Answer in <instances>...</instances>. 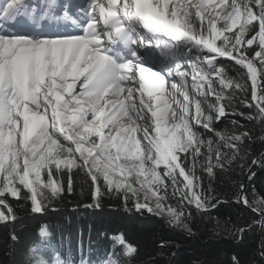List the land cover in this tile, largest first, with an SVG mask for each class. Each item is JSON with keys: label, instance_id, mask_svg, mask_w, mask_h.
I'll list each match as a JSON object with an SVG mask.
<instances>
[{"label": "snow or ice", "instance_id": "snow-or-ice-1", "mask_svg": "<svg viewBox=\"0 0 264 264\" xmlns=\"http://www.w3.org/2000/svg\"><path fill=\"white\" fill-rule=\"evenodd\" d=\"M181 47L202 55L181 56ZM218 57L239 66V80ZM238 92L250 112L233 106ZM226 108L258 122L255 138L264 144V0H3L0 222L17 220L9 197L41 213L65 191L62 177L72 192L75 169L92 189L94 203L86 207L115 195L127 211L167 215L191 233L184 208L220 203L202 190L197 162L210 179L236 161L243 173L254 139L249 130L214 128ZM201 129L216 137L215 148ZM250 164L264 168V155ZM240 188L237 202L257 214L235 230L242 240L257 224L264 232V199L250 202ZM177 196L176 205L166 203ZM39 236H49L46 226ZM113 239L124 259L109 256L104 264H134L138 247L124 233ZM8 240L11 264H67L52 245L22 243L15 231ZM81 264H91L82 245ZM232 264L241 261L233 256Z\"/></svg>", "mask_w": 264, "mask_h": 264}, {"label": "trees", "instance_id": "trees-1", "mask_svg": "<svg viewBox=\"0 0 264 264\" xmlns=\"http://www.w3.org/2000/svg\"><path fill=\"white\" fill-rule=\"evenodd\" d=\"M218 61L223 64L230 78L240 79L239 66L234 61L225 57H218ZM242 98L243 94L238 92L233 106L237 112H250V109L240 105L239 100ZM226 111L228 115L219 122L214 121L215 129L228 134L249 130L254 136L247 144V157L243 161L246 167L242 173L240 162L236 161L226 166L225 170L217 169L216 176L210 179L197 162L195 171L197 176L202 177V190L213 198L211 203H216L217 198L220 203L207 211H198L195 205L184 208L185 222L191 228V233L184 229L183 224L177 226L164 217L129 212L115 195H103L98 208L86 207L94 203L92 189L85 178L77 176L73 169V191L66 190L67 177H62L65 191L41 213L31 212L30 201L9 197L17 220L7 224L0 222V264H11L8 237L13 231L22 243L40 241L58 248L61 259L67 264L81 263V245L84 260H90L93 264H102L109 256L124 259L119 255L122 251L120 245L113 239L121 233L139 249L134 264H232L233 256L238 257L241 264H264V257L260 256L264 232L258 224L246 230L242 240L234 238L235 230L250 224L257 215L237 202L241 193L240 185H243L242 191L250 202L264 199V168L250 164L252 158L264 155V144L255 138L260 135L261 127L258 122L231 115V109L226 108ZM233 119L242 127L234 126L231 123ZM201 132L204 140L214 141L215 148L216 137L206 130L201 129ZM222 151L226 152L227 149ZM248 167L255 173L251 179ZM178 200L177 196L166 203L176 205ZM44 226L49 232L47 238L39 236ZM161 242L165 245L162 248L159 246Z\"/></svg>", "mask_w": 264, "mask_h": 264}, {"label": "rangeland", "instance_id": "rangeland-1", "mask_svg": "<svg viewBox=\"0 0 264 264\" xmlns=\"http://www.w3.org/2000/svg\"><path fill=\"white\" fill-rule=\"evenodd\" d=\"M177 53L181 56H192L193 58L198 56V55H202L201 53H198L195 49H193L191 52H189L187 47H181V50H179V51L177 50ZM189 74H191L190 71H189ZM208 100H209V102H212V96H209ZM203 108H204L205 113H207V108H208L207 104H204ZM190 114L191 115L195 114L194 107H193L192 112ZM159 216L164 217L165 219H170L167 215H159ZM173 224H175V223H173ZM175 225L179 226V224H175Z\"/></svg>", "mask_w": 264, "mask_h": 264}, {"label": "bare ground", "instance_id": "bare-ground-1", "mask_svg": "<svg viewBox=\"0 0 264 264\" xmlns=\"http://www.w3.org/2000/svg\"><path fill=\"white\" fill-rule=\"evenodd\" d=\"M32 2H36V0H32ZM79 2L82 3V4H85V6L87 5V0H79ZM2 3H3V0H0V4H2ZM189 70H192V69H189ZM176 79H177V81L179 82L180 78L177 77ZM188 83H189V86H190V85H191V80L188 79ZM169 87H170V86H166V90H167ZM165 99H166V97H165ZM180 99H182V98H180ZM172 106L175 107V105H172Z\"/></svg>", "mask_w": 264, "mask_h": 264}]
</instances>
